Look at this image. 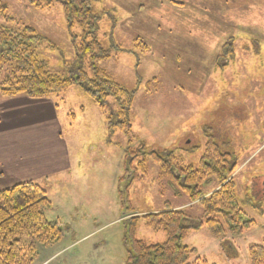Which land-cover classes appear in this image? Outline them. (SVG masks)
Segmentation results:
<instances>
[{
  "label": "rangeland",
  "instance_id": "1",
  "mask_svg": "<svg viewBox=\"0 0 264 264\" xmlns=\"http://www.w3.org/2000/svg\"><path fill=\"white\" fill-rule=\"evenodd\" d=\"M13 28L29 26L44 40L39 57L51 71L75 77L87 61L76 58L81 29L69 27L60 3L2 0ZM96 35L111 57L103 67L132 92L131 133L109 132L106 114L79 85L45 99L0 96V189L32 181L46 194L48 220L62 236L36 244L29 264H126L124 219L165 203L200 219L198 200L175 181L158 178L150 160L143 179L125 174L123 153L173 152L197 163L208 140L229 153L236 191L254 224L221 240L206 227L182 241L213 264H249L248 247L264 246V0H90ZM37 4H40L37 6ZM109 96L106 110L116 111ZM136 164V161L133 162ZM217 189L214 179L203 197ZM136 238L162 243L165 235L136 226Z\"/></svg>",
  "mask_w": 264,
  "mask_h": 264
},
{
  "label": "trees",
  "instance_id": "2",
  "mask_svg": "<svg viewBox=\"0 0 264 264\" xmlns=\"http://www.w3.org/2000/svg\"><path fill=\"white\" fill-rule=\"evenodd\" d=\"M54 2L60 3L68 26L77 25L81 29L79 42L74 41L76 58L87 61L90 75L82 68L77 70L75 77L51 71L38 53L43 36L29 26L13 28L0 22V96L25 95L45 99L79 85L106 114L105 125L109 132L120 130L130 134L128 109L132 92L125 90L100 66L101 61L111 57V51L97 38L98 13L90 0H46L45 3L50 6ZM6 9L0 0V19H6ZM109 96L118 100L116 111L106 110ZM211 141H207L195 164L186 163L173 152H146L143 142L124 149V171L130 174L131 180L143 179L150 160H153L159 166L158 178L175 181L185 192L188 203L198 200L202 208L200 219L167 203L160 210L143 215L130 211L129 217L124 219L126 264H213L199 255L196 248L182 243L191 230L206 227L222 243L228 236L236 237L254 224L240 205L237 184L231 177L236 163L229 153L221 152ZM210 179L215 180L217 189L203 197L201 188ZM49 204L45 191L32 181L0 189V264H29L35 255L36 244L49 245L60 239L59 222L48 220L44 214V208ZM139 221L154 231H162L164 241L148 244L136 238ZM247 253L249 264H264L263 245L251 244Z\"/></svg>",
  "mask_w": 264,
  "mask_h": 264
},
{
  "label": "crops",
  "instance_id": "3",
  "mask_svg": "<svg viewBox=\"0 0 264 264\" xmlns=\"http://www.w3.org/2000/svg\"><path fill=\"white\" fill-rule=\"evenodd\" d=\"M243 1V0H242ZM246 2H247V0H246ZM2 174V171H1V168H0V175Z\"/></svg>",
  "mask_w": 264,
  "mask_h": 264
}]
</instances>
